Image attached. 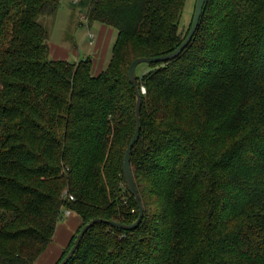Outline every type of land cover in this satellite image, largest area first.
<instances>
[{"label": "trees", "instance_id": "16d2710c", "mask_svg": "<svg viewBox=\"0 0 264 264\" xmlns=\"http://www.w3.org/2000/svg\"><path fill=\"white\" fill-rule=\"evenodd\" d=\"M185 3L91 0L87 24L117 33L95 75L91 57L51 59L39 19L60 0H0V264H36L66 211L82 224L58 264L89 222L137 221L128 72L183 43ZM146 65L131 152L144 218L94 225L69 264H264V0H206L183 53Z\"/></svg>", "mask_w": 264, "mask_h": 264}, {"label": "crops", "instance_id": "0c3cea01", "mask_svg": "<svg viewBox=\"0 0 264 264\" xmlns=\"http://www.w3.org/2000/svg\"><path fill=\"white\" fill-rule=\"evenodd\" d=\"M77 2L78 1L75 0H62L60 7L62 8V6L70 5L74 8H77V11L79 13H82L83 21L87 24L85 17L89 12L91 0H89L87 3L81 2V4L79 5H76ZM61 8L59 9V11L61 10ZM69 12L70 11H67L66 16L69 14ZM87 28V34L90 38L89 41H91L87 46V50H84L83 47H81V49L76 48L78 51L77 53V51H75L73 48H69V46L67 47L60 42H55L53 44H50L51 57H53L54 60H71L74 62H78L83 58L91 57L94 66V74L98 75L99 73L104 71L105 68H107V64L110 61L111 57L109 58V55L112 51L111 40L113 37L112 35L115 32L114 29H110L100 23L94 24L92 26H89L87 24ZM92 28L95 31L94 33L90 32ZM91 36H93V38ZM72 215L74 216L67 225L59 224V227L57 229L58 231L54 237L53 243L44 253V255L38 259L36 264L59 263L62 253L70 245L69 243L82 224L81 218L78 216V214L73 213Z\"/></svg>", "mask_w": 264, "mask_h": 264}, {"label": "water", "instance_id": "95a60500", "mask_svg": "<svg viewBox=\"0 0 264 264\" xmlns=\"http://www.w3.org/2000/svg\"><path fill=\"white\" fill-rule=\"evenodd\" d=\"M197 6H196V10L194 13V20L192 23V26L190 28L189 34L186 37V39L183 41V43L178 47V49H176L175 51L171 52V54L168 55H163V56H157V58H147V57H142L140 59H136L134 60L130 65L129 68V72H128V78L131 81V83L133 84L134 88H135V93L138 96V101H137V120H136V124H137V129L132 137V141L130 143V146L128 147L127 151H126V155L124 158V162H123V169H124V176H125V180L126 183L128 184V188L130 193L134 196V198H136L138 207H139V213L140 216L137 219L136 222L132 223V225H126V224H122L120 222H112V221H107L104 219H96L93 220L91 222H89L87 225L83 226L80 231V233L77 235V238L74 241V245L73 248L71 249V251L65 256L64 260L62 262H60V264H69V262L72 260L75 252L78 250L80 243L82 241V239L84 238V236L86 235V233L88 232V230L93 227L96 224H108L114 228H119L122 230H125L127 232H132L136 229H138L140 223L142 222L143 218H144V212H143V207H142V203H141V199L139 198L138 195V190H137V186L136 183L134 181V176H133V171L131 168V152L133 150V148L135 147V145L137 144V142L139 141V137H140V133H141V124H140V115H141V105H142V99H141V94H139V90H138V85H137V79H136V70L139 66H141L143 63L146 64H157V63H168L171 62L173 59L177 58L178 56H180L183 51L186 49V47L188 46V44L192 41V39L194 38V36L196 35V31L200 25V21H201V16L204 10V7L206 5V0H197Z\"/></svg>", "mask_w": 264, "mask_h": 264}, {"label": "rangeland", "instance_id": "374dc122", "mask_svg": "<svg viewBox=\"0 0 264 264\" xmlns=\"http://www.w3.org/2000/svg\"><path fill=\"white\" fill-rule=\"evenodd\" d=\"M88 1L89 0H78L76 5L81 4V2L87 3ZM61 2L62 0H60V4ZM196 2L197 0H186V3H185L186 6H185L184 12L181 17L182 19L181 24H180L181 32L186 31L187 28L190 26L193 20L195 10H196V6H197ZM58 11L53 14H47V15L41 16L39 19V21L43 23L45 27L49 30L50 37H51L50 44H53L55 42H58V43L60 42L67 47L69 46V48H73L75 51H77L76 48L81 49V47H83L84 50H87V46L89 45L91 41H89L90 38L87 34L88 28H87L86 22L83 21L82 13H79L77 11V8H74L70 5L62 6L61 10L59 12ZM67 11H70V12L66 16ZM93 28L90 31L91 33L95 32ZM112 36L113 37L111 40V47H113L117 39V33L115 32ZM111 52H110L109 58L112 56ZM51 59L53 60V57H51ZM147 68L148 67L146 64H142L141 66L137 68L136 75L141 76L142 73H144L147 70ZM72 214L73 212L70 214L71 216L64 217L62 221L60 222V224L67 225L74 216Z\"/></svg>", "mask_w": 264, "mask_h": 264}, {"label": "built area", "instance_id": "2783aa9c", "mask_svg": "<svg viewBox=\"0 0 264 264\" xmlns=\"http://www.w3.org/2000/svg\"><path fill=\"white\" fill-rule=\"evenodd\" d=\"M75 1H78V0H75ZM92 38H93V36H91ZM73 199V197L71 198V200ZM71 213L69 212V211H66L65 213H64V215H65V217H68V216H71L70 215Z\"/></svg>", "mask_w": 264, "mask_h": 264}]
</instances>
